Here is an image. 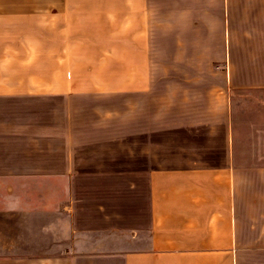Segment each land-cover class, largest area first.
<instances>
[{
	"label": "crops",
	"instance_id": "obj_1",
	"mask_svg": "<svg viewBox=\"0 0 264 264\" xmlns=\"http://www.w3.org/2000/svg\"><path fill=\"white\" fill-rule=\"evenodd\" d=\"M127 10L124 0L121 15ZM74 48L68 47L70 67L80 58L97 72L0 80V101L16 104L8 117L0 111V178L67 179L70 200L64 213L71 238L77 239L57 243L71 244L67 252L6 254L0 264H255L256 258L239 251L264 247V239H249L256 232L254 217L264 215V64H258L264 58L255 55L250 72L248 66L230 70L238 121L229 107L225 115L220 102L218 111L202 115L205 125L191 117L188 147L154 151L144 40ZM79 50L90 53L76 57ZM114 64L123 70L109 68ZM96 67H107V73ZM117 79L119 88L111 84ZM255 93L261 97L252 105L248 96ZM112 96L130 97L119 117ZM133 96L140 97V109L135 110ZM182 121L176 119L175 128L182 130ZM114 124L130 129L128 167L116 163L121 159ZM24 132L32 135L28 147ZM141 134L145 149L138 153L132 144ZM13 136L14 145L9 144ZM131 231L128 238L108 236Z\"/></svg>",
	"mask_w": 264,
	"mask_h": 264
},
{
	"label": "rangeland",
	"instance_id": "obj_2",
	"mask_svg": "<svg viewBox=\"0 0 264 264\" xmlns=\"http://www.w3.org/2000/svg\"><path fill=\"white\" fill-rule=\"evenodd\" d=\"M123 3L124 0H0V80L56 77L75 74L77 70L83 74L97 72L91 66L84 67L80 58L76 66L70 67L74 59L70 61L73 55L68 47L142 39L146 46L154 151L172 150L176 144L188 147L191 117L199 119L196 125H205L207 120L202 115L218 111L220 102L225 115L229 107L231 119L238 121V95L229 82L230 70L248 66L250 72L255 55L264 58V0H126L127 16L120 13ZM63 47L68 49L65 53ZM45 48L49 50L42 54L40 49ZM87 53L90 52L79 50L76 57ZM258 64L263 66L264 60L259 59ZM96 68L107 73V67ZM109 68L117 73L123 70L117 64ZM111 84L120 86L118 79ZM248 97L254 105L261 96L255 93ZM129 98L112 96L117 116L125 110ZM132 98L135 110L140 109V97ZM78 101L88 107L93 104L88 99ZM53 103L57 104L55 100ZM15 105L0 101V111L6 110L8 117ZM154 115L160 117L155 119ZM178 118L183 120L182 130L175 128ZM155 122L160 126L156 127ZM128 130L125 124H114L116 156L121 159L116 163L125 167L129 161L124 158L131 150ZM22 136L25 147L31 145L32 135L24 132ZM9 144H15L14 136ZM144 146L142 134L138 135L132 148L139 153ZM69 189L70 182L63 178L33 176L6 182L0 178V256L24 251L49 256L60 248L61 252L70 251L69 243L57 245L59 241L77 239L71 238L68 214L64 213L70 200ZM124 212L128 216L130 209ZM81 214L78 213L80 219ZM253 221L256 232L249 239H264V215L255 216ZM132 235L131 231L108 236ZM100 236L88 238L93 241ZM239 252L240 256L256 258L255 264H264L263 246Z\"/></svg>",
	"mask_w": 264,
	"mask_h": 264
}]
</instances>
